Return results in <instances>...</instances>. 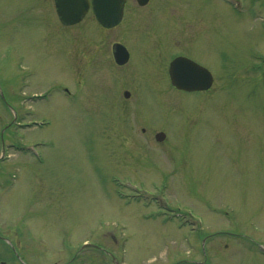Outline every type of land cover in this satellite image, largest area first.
Wrapping results in <instances>:
<instances>
[{"label": "rangeland", "instance_id": "obj_1", "mask_svg": "<svg viewBox=\"0 0 264 264\" xmlns=\"http://www.w3.org/2000/svg\"><path fill=\"white\" fill-rule=\"evenodd\" d=\"M247 1L127 0L106 30L0 0V264H264V0ZM181 53L208 92L171 87ZM13 76L46 95L15 124Z\"/></svg>", "mask_w": 264, "mask_h": 264}, {"label": "water", "instance_id": "obj_2", "mask_svg": "<svg viewBox=\"0 0 264 264\" xmlns=\"http://www.w3.org/2000/svg\"><path fill=\"white\" fill-rule=\"evenodd\" d=\"M139 6H145L148 0H136ZM125 0H54L57 16L65 25H74L82 20L89 8L97 22L104 28H113L122 18ZM114 58L117 64L127 60L126 50L116 44L113 47ZM169 78L172 86L184 92H197L208 90L213 82L210 73L189 59L179 57L169 66ZM127 97V93L124 94ZM165 138L163 133L155 136L157 142Z\"/></svg>", "mask_w": 264, "mask_h": 264}, {"label": "flooded vegetation", "instance_id": "obj_3", "mask_svg": "<svg viewBox=\"0 0 264 264\" xmlns=\"http://www.w3.org/2000/svg\"><path fill=\"white\" fill-rule=\"evenodd\" d=\"M90 1V0H89ZM222 1V3L223 4H225V5H227V6H230L231 8H234L233 6H232V4L233 5H236V4H239V6L241 5H243V4H246V3H248V1L247 0H233V1H231V0H221ZM126 3H127V0L124 2V4H123V10H122V18H121V21L119 22V24L118 25H120L123 21H124V14H125V5H126ZM150 3V0L148 1V4ZM137 4V3H136ZM147 4V5H148ZM138 5V4H137ZM146 5V6H147ZM140 7V6H139ZM145 7V6H144ZM236 8V7H235ZM55 10V9H54ZM92 14V16H93V18H94V20L97 22V20H96V18H95V16H94V14H93V12H92V9H91V7L89 8V10H88V12L86 13V15L82 18V20L80 21V22H78L77 24H74V25H65V24H63L61 21H60V19L58 18V16H57V14H56V10H55V14H56V17H57V20H58V22H59V24L61 25V26H63L64 28H70V27H73V26H76V25H78V24H80L86 17H87V15L88 14ZM97 24L101 27V28H103V29H106V30H110V29H112V28H110V29H107V28H104V27H102L98 22H97ZM117 25V26H118ZM116 26V27H117ZM115 28V27H114ZM141 37H142V40H143V42L141 43V45L143 46V47H145L146 46V42H147V36L146 35H140ZM146 39V40H145ZM155 42H158L157 40H155ZM159 43V42H158ZM116 44H118V45H120V46H122L125 50H126V54H127V60H126V62H124L123 64H117V62H116V60H115V58H114V51H113V47L116 45ZM153 44H154V42H153ZM12 57H10L11 58V60H13V66H12V68H14V71H16L17 70V68H20V66H19V62H20V59L17 57V56H14L13 54L11 55ZM111 56H112V59H113V63L117 66V67H124V66H126L127 64L129 65V63H130V54H129V52H128V50L126 49V47L123 45V43H113L112 45H111ZM176 57H183V58H187V59H189V60H191L192 62H194L195 64H197L198 66H200V67H202L203 69H205V70H207L209 73H210V71L207 69V68H205L203 65H201L200 63H198L197 61H195V60H193L192 58H190V57H188V56H186L185 54H180V55H178V56H176ZM176 57H174L172 60H170L169 61V63H168V67H167V76H168V79H169V83H170V85H171V87L174 89V90H176V91H178L175 87H173L172 86V84H171V81H170V78H169V66H170V64H171V62L176 58ZM3 58H4V56L3 55H0V62H2V60H3ZM210 75H211V73H210ZM212 79H213V76H212ZM6 80V79H5ZM5 80H3L2 82H0V91H2L3 92V89H2V84H4L5 85ZM15 80V77L13 76L12 78H11V80H10V83H9V86H10V89H11V96H10V99H12L13 98V100H16V101H18V103H17V105H16V107L13 109L14 110V122H13V124H15L16 123V117L18 116V113H17V110L18 111H21L22 109H23V103H21L20 104V99L21 100H23V99H25V101H40V100H44L45 99V97H46V95L44 94V95H42V94H40V95H34V94H30V95H28V96H26L25 98L24 97H20V94H19V91H20V89H21V87H18V85H17V81H14ZM8 81V80H7ZM213 81H214V79H213ZM212 86H213V83H212ZM212 86L207 90V91H205V92H195V93H190V94H200V93H206V92H208L211 88H212ZM5 87H7L6 85H5ZM5 91H6V89H5ZM64 91L65 92H67V89L65 88L64 89ZM178 92H180V91H178ZM125 93H127V97H125ZM181 93H184V92H181ZM186 94V93H185ZM123 97H124V99H129V97H130V93L128 92V91H124L123 92ZM1 100H6V97H5V95H3V94H1V98H0ZM21 114H22V116L23 115H26V114H28V115H30L28 112H26V114H25V112H21ZM145 132V130L144 129H141V133H144ZM159 133H161V132H159ZM158 133H156L155 135H154V139H155V136L157 135Z\"/></svg>", "mask_w": 264, "mask_h": 264}]
</instances>
